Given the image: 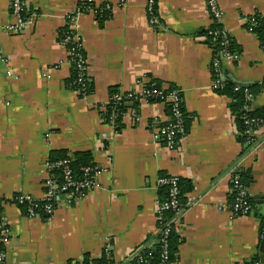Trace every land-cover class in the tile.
Returning a JSON list of instances; mask_svg holds the SVG:
<instances>
[{
  "label": "crops",
  "instance_id": "crops-1",
  "mask_svg": "<svg viewBox=\"0 0 264 264\" xmlns=\"http://www.w3.org/2000/svg\"><path fill=\"white\" fill-rule=\"evenodd\" d=\"M31 21L23 35H10V0H0V217L8 230L4 250L9 264H70L101 260L110 248L125 261L159 235L157 205L164 201L160 177L193 185L183 196L186 209L176 233L181 237L173 264H264V205L258 216L234 217L229 210L232 170L241 165L252 200L264 198V152L250 154L236 136L231 99L212 89V50L203 34L211 26L205 0H155L157 25H151L149 0H25ZM109 4L112 18L103 27L82 14L76 33L86 53L94 91L82 98L70 89L68 51L61 33L80 2ZM223 27L241 51L224 66L232 81L264 86V49L242 25L260 13L264 0H218ZM154 79L182 91L188 133L176 148L156 143L151 123L165 124L163 104L139 102L123 128L104 120L112 91L140 90ZM254 110L264 109V89ZM132 106H130L131 108ZM264 134V128L260 131ZM90 152L99 169V188L52 217L27 216L13 199L41 200L53 152ZM246 154L249 156L245 158ZM243 161V162H242Z\"/></svg>",
  "mask_w": 264,
  "mask_h": 264
},
{
  "label": "built area",
  "instance_id": "built-area-1",
  "mask_svg": "<svg viewBox=\"0 0 264 264\" xmlns=\"http://www.w3.org/2000/svg\"><path fill=\"white\" fill-rule=\"evenodd\" d=\"M205 3L211 20H214L215 22L222 25L224 13L219 7L218 0H205ZM154 4L155 0H149L148 13L150 15V23L151 25L155 26L157 25V19L153 15ZM27 10L28 4L25 0H10V14L12 22L4 28V31L14 36L23 35L26 33L31 25V21L26 18ZM82 14H91L97 16V12L94 9H88V12L86 13L82 7L78 6L76 10L68 16V28L65 30L66 35L64 40L61 41L63 46L66 47L67 44H78L81 42V47L83 48L82 40L80 37H78L75 29L77 18ZM218 34L222 35V46L226 47L232 38L231 35L225 30L224 27L221 32L216 33V35ZM72 54L73 50L72 52L68 51L69 57ZM239 59L240 55L238 54L230 55L223 50L221 51L220 55L216 56L212 50L211 72L213 74L212 89L214 92L223 88L228 80L232 81L231 78L226 76L224 66L235 63L239 61ZM2 61H4V55L0 52V62ZM84 65H87V62L83 59L78 64V67L82 69ZM148 82L149 81L147 78L142 80L139 85V91H132L128 93L117 91L115 94L111 95L109 106H125L126 108H130V105H133L135 101L149 103L152 100H160V104L170 106L171 109L169 110L168 121L165 124L155 121L154 123H151L150 126L154 142L163 143L165 146L171 149L176 148L179 141L186 137L188 133L186 116L182 107V91L179 88H176L166 94L165 91L169 89L168 86L166 87L163 85L161 89H156V86L153 85L152 87L147 88L146 84ZM254 99V94L248 92V90H245V111H254L252 106ZM9 105V102L0 101V106ZM131 111L132 110H128L127 112L120 115L115 110L112 112L109 118H104V120L108 124L116 126L117 120L120 118V116L122 119H124V117L129 115V112ZM131 114L136 123L141 121V117L139 115L133 113V111ZM245 125L247 127L244 133L245 147L248 149V152L251 155L264 152V134L260 132L261 129L264 128V121H256L247 117L245 119ZM248 156L249 155L246 154L243 161H245ZM68 164L69 161H61L58 163L48 162L47 168L49 175L44 184L46 195L43 199L38 200L31 196H20L13 199V202L17 205H25L27 216L30 218H36L40 216L36 208L38 204H43L41 210L47 218L52 217L59 207H71L76 201L84 199L89 193L99 188L97 177L100 173L96 166L84 169L85 179L82 181H77L72 173V170L68 167ZM57 167L64 168L62 176L63 181L61 184H59L55 174L52 173L53 169ZM240 167L241 165H238L232 170L233 199L231 202H229V210L235 217H251L255 215L256 209L252 204V197L250 195L249 188L243 181V173L240 170ZM163 187L168 188V197L164 201L158 203L156 210L159 222V235L162 236V239L153 240L146 245V248L152 250L154 249L155 245L162 243L164 245L165 252L162 256L163 261L161 264H168L166 261L167 239L170 237L172 232H176V227L179 225L185 209L183 208L180 198V179L177 177H160L158 180V188L161 189ZM168 214H173L174 218L171 219L170 222L166 223V216ZM6 228V224L2 219H0V243H3V245L8 241V230H6ZM109 250L110 248L108 247L104 257H107V259L111 261V264H147V262L142 257H139L136 261L130 257L125 261H114ZM0 264H9L8 256L5 250L0 253Z\"/></svg>",
  "mask_w": 264,
  "mask_h": 264
},
{
  "label": "trees",
  "instance_id": "trees-1",
  "mask_svg": "<svg viewBox=\"0 0 264 264\" xmlns=\"http://www.w3.org/2000/svg\"><path fill=\"white\" fill-rule=\"evenodd\" d=\"M80 7L84 9V11L87 13L88 9H94L97 12L96 19L100 23V25L103 27L104 23L112 18L113 15V8L109 4L97 7L94 3L89 2H80ZM154 17L157 16V6H154L153 10ZM211 26L210 28L203 34L204 39L206 40L207 45L214 51L215 55H220L221 51H226V53L233 55L238 54L241 55L240 48L238 45L234 42L233 38H231L229 44L224 47L222 46L223 43V37L221 34L216 35L217 32H221L223 30V26L214 20H211ZM242 25L245 29L250 31L253 35H255L262 47L264 48V16L260 13H256L255 15L244 17L242 18ZM66 35V31L64 30L61 33V41L64 40ZM66 49L68 51L73 50V54L69 57L70 60V66H71V77L68 80L67 84L70 87V89L77 91L80 93V96L82 98L88 97L91 95L94 91L93 84L90 82V77L88 76V73L86 71L87 65H84L82 69L78 67V64L81 60H87L86 53L81 47L80 43H70L66 45ZM227 76V75H226ZM228 77V76H227ZM148 83L146 84L147 88L152 87L153 85L156 86V89H161L163 87V84H161L159 81L154 80L152 78L148 79ZM84 85V86H83ZM243 86L240 83L228 80L224 87L221 88L219 91H216L217 94L221 96L228 97L231 99V114L235 122L236 127V136L239 142L244 145L245 147V131L247 129L245 125V119L248 117L252 120H262L264 121V109L261 110H254L252 112L245 111V90H248V92L254 94L256 96L262 90L264 89V86H258L255 88H242ZM175 86H170L167 91H165L166 94H168L170 91L176 89ZM117 91L113 90L112 95L115 94ZM159 101H150L151 104H160ZM167 110L169 111L171 109L170 106L165 105ZM185 116H186V125L189 126V118L187 113L185 112L184 103L182 104ZM122 115L123 113L127 112L131 109H139V102L135 101L131 108H126L125 106H108L106 109V112L104 113V118H109L113 111H115ZM122 117L117 120V127L116 132H120L123 128L122 125ZM61 161H69L68 167L72 170V173L77 181H82L85 179L84 169L91 168L97 165L94 163L93 155L90 152H78L74 153L73 155H69L67 151H59V152H53L51 154L50 162L51 163H58ZM63 167H57L53 169L52 173L55 174V177L57 178L59 184L62 183V176H63ZM167 177V176H163ZM243 181L247 185V181L245 180V176L243 175ZM193 185L189 182H181L180 181V192H181V201L183 204V208L186 209V201L183 199L184 195H187L193 191ZM161 197L163 200L167 199L168 195V188L163 187L161 188ZM233 196H231L230 202L232 201ZM252 204L255 206V202L253 200ZM24 208H26L25 205H23ZM43 204L37 205V212L40 214L41 217L46 218L45 215L42 212ZM174 218L173 214H168L166 216V223L170 222L171 219ZM1 219V217H0ZM7 230V228H6ZM0 237H1V231H0ZM161 240L162 236L159 235L155 237L154 239H150L146 241L143 245L138 247L131 255L130 258L133 260H138L139 257H142L147 264H161L163 261V254L165 252L164 245L162 243H159L155 245L154 249H147L146 245L153 240ZM181 237L174 231L170 235V237L167 239V255H166V261L168 264H173L177 260L178 255V249L179 246L182 244ZM4 251V245L3 243H0V253ZM259 261V258L253 259L251 261H247L243 264H257ZM70 264H92V262L88 261V258L84 262H77V263H70ZM93 264H111V261L107 259V257H103L101 260L94 262Z\"/></svg>",
  "mask_w": 264,
  "mask_h": 264
},
{
  "label": "water",
  "instance_id": "water-1",
  "mask_svg": "<svg viewBox=\"0 0 264 264\" xmlns=\"http://www.w3.org/2000/svg\"><path fill=\"white\" fill-rule=\"evenodd\" d=\"M241 85L243 86V88H247V89L250 88V85H248V84H241ZM130 106H132V105H130ZM253 201L256 202L258 205H264V198L262 196H258V195L254 196ZM258 214L259 213L256 212L255 216H258ZM262 250L264 252V247H262ZM262 261L264 263V255L262 257Z\"/></svg>",
  "mask_w": 264,
  "mask_h": 264
},
{
  "label": "rangeland",
  "instance_id": "rangeland-1",
  "mask_svg": "<svg viewBox=\"0 0 264 264\" xmlns=\"http://www.w3.org/2000/svg\"><path fill=\"white\" fill-rule=\"evenodd\" d=\"M87 70H88V65H87ZM235 217V216H234Z\"/></svg>",
  "mask_w": 264,
  "mask_h": 264
}]
</instances>
